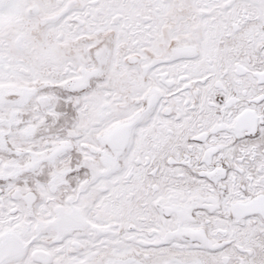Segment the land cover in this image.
<instances>
[{"label":"snow or ice","instance_id":"6c2138e0","mask_svg":"<svg viewBox=\"0 0 264 264\" xmlns=\"http://www.w3.org/2000/svg\"><path fill=\"white\" fill-rule=\"evenodd\" d=\"M0 264H264V0H0Z\"/></svg>","mask_w":264,"mask_h":264}]
</instances>
